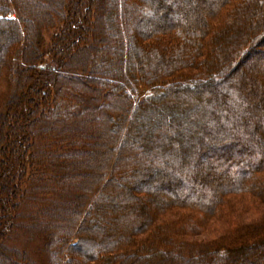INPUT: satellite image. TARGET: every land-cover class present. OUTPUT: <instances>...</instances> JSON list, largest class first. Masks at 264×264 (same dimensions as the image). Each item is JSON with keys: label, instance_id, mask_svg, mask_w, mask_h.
Masks as SVG:
<instances>
[{"label": "trees", "instance_id": "trees-1", "mask_svg": "<svg viewBox=\"0 0 264 264\" xmlns=\"http://www.w3.org/2000/svg\"><path fill=\"white\" fill-rule=\"evenodd\" d=\"M49 1L32 27L24 2L0 0V35L11 29L0 45V259L33 264L29 249L4 250L2 236L20 230L24 245L41 237L45 264L264 262V0ZM92 24L120 47L85 35ZM104 64L113 70L101 77ZM94 74L100 88L86 102ZM78 113L107 135L91 157L99 181L78 224L64 226L51 211L87 156ZM149 169L161 174L145 178ZM116 172L129 184L120 205L107 195ZM39 195L49 199L25 225L27 211L7 209L20 198L30 210ZM199 232L211 236L191 241Z\"/></svg>", "mask_w": 264, "mask_h": 264}, {"label": "rangeland", "instance_id": "rangeland-1", "mask_svg": "<svg viewBox=\"0 0 264 264\" xmlns=\"http://www.w3.org/2000/svg\"><path fill=\"white\" fill-rule=\"evenodd\" d=\"M20 1L24 2L28 11H30V14H25V12L22 13L21 20L23 22H25L26 26H28L27 24H29L32 27L35 26V24H36L34 18L36 16H38V12L45 11L46 10L45 5L50 4L49 0L48 1L47 0H20ZM164 1H166V0H164ZM61 4H63V3H61ZM53 10H55V9L53 7H50V9L48 11H53ZM145 16H146L145 14H143V15L140 14L137 17L139 18L140 21H145L146 20ZM101 24H102L104 29H107V27H109V25H110V24L106 25V23H101ZM86 26H87L86 32L84 34L85 35H91L93 38V41L99 39V41L101 40L104 42H108V40H109V42H111V44L114 48L117 49L118 46L120 47V39H118L117 36L111 35L112 37L108 38L107 37L108 35L106 36L104 34H101V35H100V33L98 34V27L96 25L92 24V25H86ZM5 30L6 31L4 33H2V35H0V45H2L3 41L7 40L8 37H10L11 29H5ZM55 30H56L55 28H51L49 30L44 31V35L42 36V44H41L42 47H45V45L49 43V41L51 40L50 39L51 35L55 32ZM109 36H110V34H109ZM96 45L98 46V43ZM93 47H94V45L92 46V48ZM127 53H128V51H127ZM93 54L94 55L96 54V49L93 50ZM90 55H91V53L89 52V56ZM111 58L113 59L114 57H111ZM110 65L111 64H104V66L101 67V72L103 74V76L101 74V77H104V75L108 71L113 70V66H110ZM70 74H73V71H70ZM97 76L98 75H96V74L88 76V79H91V80H87V83L85 84V87H84V90H86V92L82 96L85 101L88 98L93 97L94 89L100 88L98 85V82L95 81V79H97ZM194 101L195 102L197 101V97L196 98H190L189 97L187 99L186 103H184V104L181 103L182 104L181 106L185 107V109L183 108V110H185V111L189 110L191 108V106L196 104ZM183 113H184V111L182 112V114ZM176 114L177 113H175L174 116H176ZM160 115L161 114H157L154 117V119H152V122L150 123L149 127H151V125H152V127H153V125L157 126V124L160 122ZM174 116H170L169 118H167V120H166L167 123H174V120H173ZM41 117L46 118V117H44V115H41ZM79 117H82L85 120H87L84 127H85V131L87 133L88 139L86 140V142H87L86 146L83 147L84 152L87 156L82 158L80 165L78 166V168L74 172V176L72 177V182H73L72 184H74V187L71 188L68 195L66 194V195L59 196L62 199L59 200V203H58V201L56 202L57 203L56 207L52 208V211H51L52 213H54L56 215L62 216L61 218L64 219L63 223L62 222H57V223L63 224L64 226H67L69 222H74V220L78 224V221H79L78 216L82 212V205H81V202L83 201L82 198L86 195V192L89 189H92V187L96 183H98V181H99L98 175L100 172V167H95V165H94L95 161L92 162L91 157H94L93 153L98 151L101 148L102 144H104V142H103L104 136L107 135L106 132L105 133L102 132V126L101 125H98V123L93 124L94 119L92 121H90V120H88L87 116L85 114L83 115L82 113H78L76 116V119ZM149 130H151V128H148V133H149ZM148 133L146 135H144V138L142 139V143H144V145H146V147H147V144H149V140L151 138H154L153 136H149ZM188 136H190V137L195 136V134L193 133V130L189 131ZM165 144L167 146L170 144L173 145L174 141H169L168 144L165 142ZM144 172H145L144 175H146L145 178L156 177V176H159L161 174L158 171L153 170V169L145 170ZM126 176H127L126 172L125 173L124 172H119V173L116 172V175H115L116 178L114 180L115 185H112L110 191L107 192V195H109V197L116 198L117 203L119 205L125 202L123 194L127 190L128 185H129L126 181V178H125ZM118 177H120V180H117ZM23 180H25V178H23ZM22 186H23V184H22ZM81 187L83 190H81ZM23 188H24V186L22 187V191H23ZM22 194H24V192ZM48 199L49 198L46 196L43 197V196L39 195V196L35 197V199H33L34 202L32 204L31 203L27 204L28 208L30 210H25V208L24 209L22 208L23 201L20 198H16L14 201L8 202L10 204L7 206V209L10 213H15V212H17V210H21V212L27 211L28 214H26V217H29L30 219H28L27 221L26 220L19 221L20 224L25 225V224H27V222L33 221V220H31V218L33 219L35 216L34 214L33 215L29 214V212L32 209L35 211L36 210L35 208L43 207ZM83 203H84V201H83ZM116 212H117V214L121 213L120 207L117 206V211H115L114 213L116 214ZM74 214H76V217L73 216ZM115 214L114 215L113 214L108 215L107 218L114 217ZM185 214H188V212L181 213L177 216H183ZM167 218L169 220L170 219H173V220L176 219V217H174L173 215H170ZM230 219H232V218L230 217ZM81 225L83 226V228L84 227L86 228L87 224L85 221H82ZM205 228L206 227L204 226V229ZM238 233H239V230H236V231L230 230L229 231V234L231 236H234ZM11 235H12L13 239L10 242H9V238H7L9 236L8 234L5 236H2L4 238V241L6 242V246L8 247V248L6 247L4 250L12 251L11 249H9V247H12V248L18 249L20 252L23 253L24 251H27L29 249L30 250V252H29L30 257L29 258H30V260L33 261L32 262L33 264H45V260H44V257L42 255L43 242H42L41 237L37 238L36 240L35 239L32 240V243H30V245H24L23 244L24 236L26 235V233H24V231L18 230L15 232V234L11 233ZM208 235L206 234V236H205L203 233L200 234V232H199L198 236L193 238L191 241H193L197 244H200V243H202V241L204 239H207ZM209 236H211V235H209ZM208 240L211 241L212 238H210ZM6 253H7V257L11 258L10 254L8 252H6ZM72 254H73V256H75L76 259L80 258V256H78L79 254L77 252L73 251ZM152 259L154 260L155 258L154 257L152 258V255H151L150 261L146 262V261H141L139 259H137L136 261H138L142 264H152V262H153ZM9 260H12V259H9ZM78 262H83V261H81L79 259ZM254 262L255 263H253V264H264V262H261L260 260H255ZM0 264H9V262L7 263V261L0 259Z\"/></svg>", "mask_w": 264, "mask_h": 264}]
</instances>
